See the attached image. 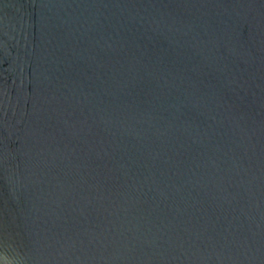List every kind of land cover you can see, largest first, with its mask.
I'll return each instance as SVG.
<instances>
[{"label":"water","instance_id":"obj_1","mask_svg":"<svg viewBox=\"0 0 264 264\" xmlns=\"http://www.w3.org/2000/svg\"><path fill=\"white\" fill-rule=\"evenodd\" d=\"M0 264H264V0H0Z\"/></svg>","mask_w":264,"mask_h":264}]
</instances>
